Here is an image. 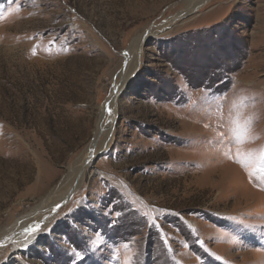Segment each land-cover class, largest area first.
Returning a JSON list of instances; mask_svg holds the SVG:
<instances>
[{"label":"rangeland","instance_id":"obj_1","mask_svg":"<svg viewBox=\"0 0 264 264\" xmlns=\"http://www.w3.org/2000/svg\"><path fill=\"white\" fill-rule=\"evenodd\" d=\"M0 264H264V0H0Z\"/></svg>","mask_w":264,"mask_h":264},{"label":"bare ground","instance_id":"obj_2","mask_svg":"<svg viewBox=\"0 0 264 264\" xmlns=\"http://www.w3.org/2000/svg\"><path fill=\"white\" fill-rule=\"evenodd\" d=\"M138 51V50H137ZM137 54L136 53V56L137 57ZM127 76V73L124 74V78ZM116 98H117V95L116 94H113L112 97L110 98V100L107 102V104L103 107V110L101 112V115H100V123L98 125V131H97V135L96 136H99L102 132L105 131L106 129V125H107V120L109 118L110 115H112V117L115 116V114H111L110 110L112 107L115 106L116 104ZM96 143V141H95ZM94 143V144H95ZM93 146L91 148H89L88 152H90V150L92 151L93 150ZM90 161L85 159L82 163L78 164V166L75 167V170L73 171V173H76V184L80 185L83 181H84V178H85V174H86V169H87V165H89ZM77 186V185H74V187ZM36 234V233H35ZM35 234H31V233H28V241L29 242H32L34 237H35ZM25 244V242H24ZM23 243H19L17 244L19 247L21 245H24Z\"/></svg>","mask_w":264,"mask_h":264},{"label":"snow or ice","instance_id":"obj_3","mask_svg":"<svg viewBox=\"0 0 264 264\" xmlns=\"http://www.w3.org/2000/svg\"><path fill=\"white\" fill-rule=\"evenodd\" d=\"M40 231V227L39 226H33L32 228L28 229V232L31 234H35L37 232Z\"/></svg>","mask_w":264,"mask_h":264},{"label":"water","instance_id":"obj_4","mask_svg":"<svg viewBox=\"0 0 264 264\" xmlns=\"http://www.w3.org/2000/svg\"><path fill=\"white\" fill-rule=\"evenodd\" d=\"M121 91H122V90H120V92H121ZM120 92H119V94H120ZM65 202H66V201H62L61 205L64 204ZM61 205H60V206H61Z\"/></svg>","mask_w":264,"mask_h":264}]
</instances>
